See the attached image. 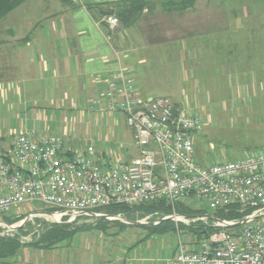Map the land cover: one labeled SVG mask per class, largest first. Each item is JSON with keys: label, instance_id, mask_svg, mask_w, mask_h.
<instances>
[{"label": "built area", "instance_id": "built-area-1", "mask_svg": "<svg viewBox=\"0 0 264 264\" xmlns=\"http://www.w3.org/2000/svg\"><path fill=\"white\" fill-rule=\"evenodd\" d=\"M103 21L112 30L120 26L115 13ZM95 79L106 88L89 109L124 113L137 154L130 161L109 162L92 145L67 147L60 135L26 130L13 134L8 149L0 152V236L16 237L15 227L21 221L35 223L33 218L50 223L73 222L81 216L116 219L121 215L100 209L164 199L173 207L164 218L176 221L178 244L175 254L161 259V264H264V153L203 165L191 136L204 125L199 115L168 96H141L127 68ZM180 200L192 201L207 213H177L174 205ZM32 202L54 210L18 215L22 218L16 223L6 221L13 207ZM231 207L245 215H215ZM199 221L215 230L184 241L178 222Z\"/></svg>", "mask_w": 264, "mask_h": 264}, {"label": "rangeland", "instance_id": "rangeland-1", "mask_svg": "<svg viewBox=\"0 0 264 264\" xmlns=\"http://www.w3.org/2000/svg\"><path fill=\"white\" fill-rule=\"evenodd\" d=\"M236 12L237 16L247 18L241 24H232L229 33H233L235 42L242 44L245 41L246 49L240 46L228 52V32L209 28L204 32L207 39L194 41L205 46L186 48L191 44L190 39L180 40L174 42L181 46L179 50L168 51L162 56L145 55L146 62L137 66L143 79L154 88L151 94L168 96L202 118V129L191 136L196 158L203 165L264 153V64H255L261 58L260 51L264 55V0L253 1L249 8H237ZM10 15L16 14L12 12ZM9 17L12 16L0 24V44L8 41L4 33L7 28L19 31L23 25L22 20ZM13 58L20 57L15 54ZM244 60L253 63L247 66ZM247 68L252 69L248 71ZM2 103L0 96V152L13 134L25 129L9 106ZM36 106L41 105L29 103L22 105V109L32 112ZM86 107H83L85 112L81 117L77 107L67 112L47 106L42 118L36 120L33 116L27 126L36 130L43 127L46 134L60 135L65 145L73 149L92 145L98 155L109 162H115L118 157L130 161L138 149L125 114L96 113L88 108V103ZM48 208L39 202L26 203L13 207L6 216L15 218L24 214L26 217L31 211H52ZM120 215L130 222L94 216H81L73 222L63 219L59 223H68L74 231L49 249L36 248L29 243L38 240L56 222H46L44 218H33L35 223L26 221L15 233L26 245L21 247L12 262L25 260L31 264H51V260H56L52 264H154L176 252V228L152 233V225L145 224L162 221L166 215H143L139 211L131 216ZM171 221L176 226V221ZM178 224L180 227L181 223ZM182 237L189 242L194 235L184 233Z\"/></svg>", "mask_w": 264, "mask_h": 264}, {"label": "crops", "instance_id": "crops-1", "mask_svg": "<svg viewBox=\"0 0 264 264\" xmlns=\"http://www.w3.org/2000/svg\"><path fill=\"white\" fill-rule=\"evenodd\" d=\"M124 1L127 0H27L12 11L15 16L9 13L11 20L20 19L23 25L20 32L7 28L4 33L8 41L0 44L7 45L0 48V96L24 130L48 135L43 127L36 130L27 126L33 116L40 120L47 106L67 112L77 107L82 117L83 107L106 88L95 77L112 76L121 68L130 70L141 96L154 95V88L137 68L146 62L145 55L162 56L179 50L181 46L174 42L180 40L190 39L186 48L205 46L194 42L205 38V29L228 32V52L240 46L246 49L245 41L235 42L229 32L232 24H241L247 18L237 16L236 9L249 8L259 0H195L193 6L174 11L167 10L170 0H146L148 6L135 22L128 26L120 23L112 30L103 21L104 15L108 10H118ZM15 54L20 58L14 59ZM259 55L255 64H264L261 51ZM244 61L247 66L253 63ZM29 103L41 106L32 112L23 110L22 105ZM10 142L1 150H6ZM15 264L31 263L20 260Z\"/></svg>", "mask_w": 264, "mask_h": 264}, {"label": "trees", "instance_id": "trees-1", "mask_svg": "<svg viewBox=\"0 0 264 264\" xmlns=\"http://www.w3.org/2000/svg\"><path fill=\"white\" fill-rule=\"evenodd\" d=\"M26 1L27 0H0V24L9 15V13L21 6ZM194 2L195 0H170L167 2V4H169L171 7H167V10H183L187 7L193 6ZM147 6L148 3L146 0H127L119 3L120 8L118 10H108L104 16L115 13L119 17L120 23L124 26H128L137 20L141 12ZM174 208L177 213L188 216L203 215L207 213L206 209L197 207L192 201H177L174 205ZM48 209L52 211L54 210L52 207H49ZM100 210H106V212L112 215L125 214L127 216H131L135 211H139L143 215H168L173 212V207L168 201L161 199L158 201L133 206L124 204L110 205ZM215 215L225 219H239L245 214L239 212L236 207H231L228 211H226L225 208L218 209L215 211ZM21 218L22 216L15 218H10L8 216L6 217L9 222H15ZM67 224L68 223L53 224L51 228L47 229L43 235L39 237L38 240L29 243V245L36 248H51L56 241L64 238L67 233L69 234L74 231ZM180 227L182 232L184 231V233H192L196 240L203 238L205 234L215 230L214 228L207 227L201 221L192 223L190 225L181 223ZM171 228H176V226L175 223L169 219L162 220L159 223L150 226L152 233L167 231ZM23 245H26V243H22L18 237L0 236V264H15V262H12V258L18 254Z\"/></svg>", "mask_w": 264, "mask_h": 264}, {"label": "water", "instance_id": "water-1", "mask_svg": "<svg viewBox=\"0 0 264 264\" xmlns=\"http://www.w3.org/2000/svg\"><path fill=\"white\" fill-rule=\"evenodd\" d=\"M102 217H105L106 215H101ZM208 216H211L212 217V215H208ZM116 219H118V220H122V221H125V222H130V221H128L127 219H125V218H116ZM167 219H169V218H164V219H162V220H167ZM22 223L21 224H23L24 222L23 221H21ZM134 223H137V224H142V222L141 221H135ZM17 225L15 228H19V227H21L22 225ZM145 224H147V225H154L155 223L154 222H148V223H145Z\"/></svg>", "mask_w": 264, "mask_h": 264}]
</instances>
